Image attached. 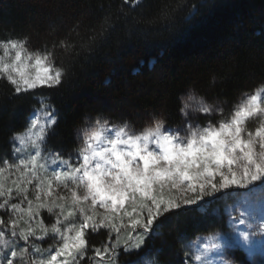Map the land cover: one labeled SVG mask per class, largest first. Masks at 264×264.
Listing matches in <instances>:
<instances>
[{"label": "trees", "instance_id": "1", "mask_svg": "<svg viewBox=\"0 0 264 264\" xmlns=\"http://www.w3.org/2000/svg\"><path fill=\"white\" fill-rule=\"evenodd\" d=\"M25 37L27 53H54L48 63L63 70L62 83L17 94L0 77V166L41 100L56 117L43 148L67 158L82 145L86 118L134 134L161 119L180 129L188 94L226 119L243 96L264 88V0H0V42ZM213 207L182 208L118 263L185 264L187 241L227 231ZM105 238L89 235L92 247Z\"/></svg>", "mask_w": 264, "mask_h": 264}, {"label": "snow or ice", "instance_id": "2", "mask_svg": "<svg viewBox=\"0 0 264 264\" xmlns=\"http://www.w3.org/2000/svg\"><path fill=\"white\" fill-rule=\"evenodd\" d=\"M27 39L10 40L2 45L5 51L10 45L15 50V58L11 65L0 66V72H8L11 67L16 73L15 77L8 74V80L17 94L38 87L61 85L63 70L52 69L46 63L53 52L45 56H24L22 61L21 53ZM28 59H34L32 67L35 71L31 75L25 72ZM17 64H20L19 70ZM257 100L258 96L252 94L246 103L236 106L230 118H222L218 128L199 130L189 125L187 143L178 142V135L162 131L165 122L161 119L142 135L129 134L125 131L126 125L113 128L114 137L108 138L106 146L100 147L93 143L101 139L100 132L93 131L88 135L85 129L89 126L103 128L109 121L102 116L94 121L86 118L80 131L88 138L82 140L83 146L77 149L82 162L73 164L70 159L56 154L52 163L58 167L62 164L64 170L52 169L50 175L44 165H39L45 169L43 176L36 171L40 151L33 140L36 155L15 165L19 178L11 186L4 184L5 169L0 168V197H5L0 209L7 208L13 215L20 213L15 218L10 215L7 221L0 219V264H81L84 258L90 264H118L121 250L125 253L142 250L156 226L183 207L196 205L232 185L264 184V106ZM48 107L41 105L47 126L51 127L56 123V117L47 110ZM188 108L189 104L183 103L180 112L184 114ZM199 111L209 116L223 110L204 105ZM251 119L259 121L254 129L247 126ZM36 124L37 120L31 121V127ZM13 139L25 143L24 134H17ZM15 151L20 152V148ZM241 161L243 163L238 165ZM29 185H34L32 198ZM13 187L21 201L27 203L26 208H22L21 203H9L7 197ZM61 188L63 192L58 191ZM42 209L50 214V218L55 217V222L46 226L38 219ZM124 218L128 219L127 224L122 223ZM101 232L105 240L100 246L92 247L89 235ZM48 234H52L54 241L59 240L49 249L29 243L30 237L42 239ZM16 239L28 246H18ZM32 252L46 255L32 259ZM185 256L201 261V255L190 251H186Z\"/></svg>", "mask_w": 264, "mask_h": 264}, {"label": "rangeland", "instance_id": "3", "mask_svg": "<svg viewBox=\"0 0 264 264\" xmlns=\"http://www.w3.org/2000/svg\"><path fill=\"white\" fill-rule=\"evenodd\" d=\"M9 41L0 42V66L3 64L11 65L15 58V50H13L10 45L5 51L3 44H8ZM27 54L29 57H34L35 55L29 54L24 51L21 53L22 61ZM30 61V62H29ZM34 59H28L26 61L27 67L25 72L29 75L34 73L35 69L32 67ZM47 64L48 61H46ZM51 67V65L49 64ZM52 68V67H51ZM53 69V68H52ZM12 75L15 77L16 73L12 72ZM0 77L5 78L8 82V73L0 72ZM10 83V82H9ZM11 84V83H10ZM14 87V86H13ZM264 88L256 91L255 93L258 96L257 103L264 106ZM34 90V89H33ZM32 91V90H28ZM27 91V92H28ZM252 94L243 96L238 105H242L247 102L248 97ZM41 105H48L45 100H41ZM184 103L189 104V108L185 109L184 113V123L180 129H170L164 128L162 131H167L168 134L178 135L180 140L178 142L187 143L189 138L188 128L189 125L195 127L196 129L203 130L204 128L215 127L218 128L220 122H223L221 119L220 111H215L212 115L206 116L199 109L205 104L199 101L192 94H188ZM35 110L29 117V125L24 134L25 143L21 144L18 140L12 139L13 154L10 162H5L0 168L5 169L3 173V182L6 186H11L14 180L19 178V172L15 165H20L22 162H26L30 156L36 155L37 149L33 147L32 141L35 140L36 145L39 146L40 156L37 158V173L41 176L44 175L45 169H47L48 174H51V170L55 169L57 171L64 170V166L61 164L59 167L57 164L52 163V157L56 154L53 152H47L43 148V141L46 133L52 127L47 126V117L44 115V110L41 108ZM49 106V105H48ZM217 109H221L218 106L212 105ZM48 111H52L49 106ZM54 114V113H53ZM37 120V124L34 127H31V121ZM259 124V121L256 119H251L248 121V127L254 129ZM31 127V130L28 129ZM121 126H108L105 125L103 128L98 126L91 127L87 129L88 135H91L93 131H99L101 134V139L99 141L93 142L97 146H106V140L112 138L115 135L113 128L119 129ZM125 131L132 135H142V133H131L125 127ZM88 137L83 133L82 139H87ZM81 145L80 147H82ZM127 148V146H122ZM150 147H155L150 145ZM20 148V152H16L15 149ZM65 159H70L71 163L79 164L81 159L78 157L77 151ZM241 162H238V165ZM39 165H44L45 169H41ZM237 165V166H238ZM31 165H29V168ZM34 185H29V195L31 197V190ZM58 191L63 192V189H58ZM9 203H21L22 208L27 207L26 202H22L21 198L17 196L15 188L9 197H7ZM5 197H0V203L4 201ZM217 203V204H216ZM216 204L214 207L213 205ZM212 208L214 214L223 213L227 219V231L224 233H214L209 236L198 237L193 240H189L184 244V255L186 251L195 253V255H201V261H195L193 256H185V264H239L236 260L240 259V256L245 259L249 264H263L264 263V184L260 182H255L253 185L246 187H239L232 185L227 189H222L216 192L212 197H205L204 199L197 202L196 205L186 206L183 208H198L201 211H206L209 207ZM103 211L102 209H99ZM12 215L13 218L19 216L20 213L13 215L8 211L7 208L0 209V219L7 221L9 216ZM37 219V218H33ZM41 221L47 226L51 222H55V217L50 218V214L46 210H41V215L38 217ZM243 221V223H241ZM31 223V221H29ZM122 223L127 224L128 219L124 218ZM71 227V225H68ZM6 227V226H5ZM7 230V229H6ZM96 234V233H95ZM114 236L115 233H112ZM247 237V239H245ZM9 238L12 237L9 235ZM53 240L52 234L45 235L42 239H37L36 237H30L29 243H35L39 245L41 249H49L55 243H58ZM15 243L20 247L28 246L24 241L16 239ZM219 246V247H216ZM130 254L125 253L123 250L119 252L120 255ZM42 255L46 254H37L35 252L31 253L32 259L42 258ZM90 264V261L87 258H84L81 264ZM120 264V263H118ZM129 264H155L153 261L143 258L139 263H129Z\"/></svg>", "mask_w": 264, "mask_h": 264}, {"label": "clouds", "instance_id": "4", "mask_svg": "<svg viewBox=\"0 0 264 264\" xmlns=\"http://www.w3.org/2000/svg\"><path fill=\"white\" fill-rule=\"evenodd\" d=\"M25 56H27V54H25ZM30 62V61H29ZM16 68L19 70L20 69V64H17L16 65ZM12 72H13V70H12V68L10 67L9 69H8V74H12ZM183 103V102H182Z\"/></svg>", "mask_w": 264, "mask_h": 264}]
</instances>
